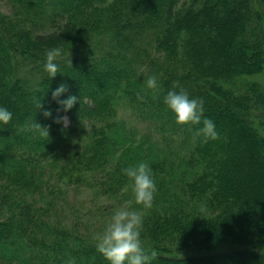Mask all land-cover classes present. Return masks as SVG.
<instances>
[{
	"label": "trees",
	"instance_id": "1",
	"mask_svg": "<svg viewBox=\"0 0 264 264\" xmlns=\"http://www.w3.org/2000/svg\"><path fill=\"white\" fill-rule=\"evenodd\" d=\"M0 1L22 15L0 13V106L13 113L0 124V264H108L95 238L52 222L39 204L46 181L37 159L60 149L71 150L70 171L100 175L110 193L132 187L123 167L150 163L162 203L142 231L152 264H264V84L253 78L264 71V0ZM53 46L62 56L49 77ZM150 74L158 90L147 88ZM174 81L203 99L219 132L202 142L190 125L179 164L136 138L122 115L126 106L176 122L163 102ZM61 83L69 88L59 99L78 97L68 123L53 119ZM86 129L93 135L83 142Z\"/></svg>",
	"mask_w": 264,
	"mask_h": 264
},
{
	"label": "rangeland",
	"instance_id": "2",
	"mask_svg": "<svg viewBox=\"0 0 264 264\" xmlns=\"http://www.w3.org/2000/svg\"><path fill=\"white\" fill-rule=\"evenodd\" d=\"M193 1L182 0V6L191 4ZM0 13L2 18L6 16V19L13 18L19 21L22 17L15 10H10L6 1H0ZM73 51V47L63 49V53H72ZM253 78L264 84V71ZM248 79L252 80L247 77L246 81ZM232 86L229 84V87ZM122 115L127 130L134 133L138 139L147 137L150 143L157 147L158 154L166 157L170 163L179 164L187 156L191 133L190 125H181L173 121L165 123V121H169L168 117L160 118L145 109L138 114L126 106L123 108ZM86 131L88 133L91 130L86 129ZM92 135L93 133H88L85 138L87 140L83 142L88 141L89 136ZM70 153L69 149H60L37 159L42 166H45V168H41L40 173L46 181L44 185L46 196L39 204L45 206L52 222L84 237L95 238L96 234L102 231L114 208L119 206L141 207L135 202L132 187L128 186L118 193H110L106 191L108 186L101 183L100 175L95 178L93 172L85 169L70 171L72 168L71 161L68 160ZM64 164L68 167L63 170L61 166ZM184 175V172L178 171L174 174L176 178H181ZM167 176L166 178H169ZM162 178H165V174ZM161 205L162 203L156 205L154 202L150 209L144 211L145 222L153 216L155 211L158 212L160 209L158 207ZM258 247L264 250V241L258 243ZM219 250H228V247H220Z\"/></svg>",
	"mask_w": 264,
	"mask_h": 264
},
{
	"label": "clouds",
	"instance_id": "3",
	"mask_svg": "<svg viewBox=\"0 0 264 264\" xmlns=\"http://www.w3.org/2000/svg\"><path fill=\"white\" fill-rule=\"evenodd\" d=\"M46 59L43 67L49 77H55L59 72V59L62 50L58 46L47 49ZM146 86L152 90L159 89V81L156 74H150L146 78ZM174 86L169 88L163 96V102L173 113L177 123L194 125V139L207 142L209 139H216L219 136L215 121L204 115L205 106L202 98L193 96L174 81ZM69 86L66 83L59 84L52 92L53 99L62 108L57 109L58 115L53 119L67 123V111L77 102L75 94H68L66 98L59 99L62 94L68 92ZM40 106V105H39ZM63 111L65 114L60 115ZM44 115L52 117V110L45 109ZM13 113L6 107L0 106V124H8ZM33 127L40 131L41 135H49L48 126H42L36 122ZM121 171L131 181L135 202L141 207L119 206L112 210L110 217L105 223L101 232L96 234V248L106 258L108 264H152L156 255L155 249L146 251L142 238L145 217L144 211L153 206L157 184L153 176V169L146 160H140L123 167ZM64 264H75V258L70 257Z\"/></svg>",
	"mask_w": 264,
	"mask_h": 264
}]
</instances>
